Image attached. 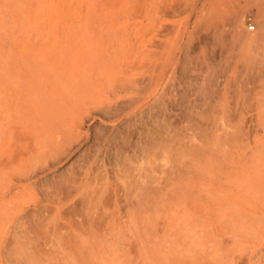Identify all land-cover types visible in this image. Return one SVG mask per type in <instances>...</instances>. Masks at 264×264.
I'll list each match as a JSON object with an SVG mask.
<instances>
[{"label": "rangeland", "instance_id": "1", "mask_svg": "<svg viewBox=\"0 0 264 264\" xmlns=\"http://www.w3.org/2000/svg\"><path fill=\"white\" fill-rule=\"evenodd\" d=\"M0 24V264H264V0Z\"/></svg>", "mask_w": 264, "mask_h": 264}, {"label": "built area", "instance_id": "2", "mask_svg": "<svg viewBox=\"0 0 264 264\" xmlns=\"http://www.w3.org/2000/svg\"><path fill=\"white\" fill-rule=\"evenodd\" d=\"M247 26L249 30H254L256 28V24L254 23V18L251 15L247 16Z\"/></svg>", "mask_w": 264, "mask_h": 264}, {"label": "bare ground", "instance_id": "3", "mask_svg": "<svg viewBox=\"0 0 264 264\" xmlns=\"http://www.w3.org/2000/svg\"><path fill=\"white\" fill-rule=\"evenodd\" d=\"M53 21H55V24H56V18H53ZM2 24H0V26H1ZM0 52H5V48L4 47H2V46H0Z\"/></svg>", "mask_w": 264, "mask_h": 264}]
</instances>
